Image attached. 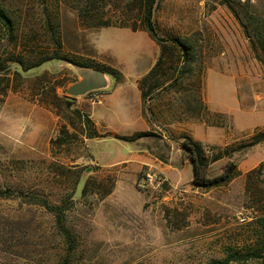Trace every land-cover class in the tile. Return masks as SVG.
Masks as SVG:
<instances>
[{"label": "rangeland", "instance_id": "374dc122", "mask_svg": "<svg viewBox=\"0 0 264 264\" xmlns=\"http://www.w3.org/2000/svg\"><path fill=\"white\" fill-rule=\"evenodd\" d=\"M0 6L14 21L13 37L0 26L2 66L19 52L61 58L29 71L13 64L6 81L0 78V193L16 192L0 195V264H208L254 243L264 212V142L208 162L211 178L230 162L239 170L211 189L193 184L181 142L189 135L210 151L264 132V0L157 3L159 34L195 52L185 70L179 56L168 55L146 85L161 87L143 107L145 129L135 115L137 81L155 66L160 48L144 31L90 27L102 18L138 22L136 0ZM70 60L88 70L115 68L125 79L107 74V88L69 97L67 89L81 80ZM100 107L113 110L110 129L92 118ZM85 118L99 137L88 138ZM31 194L62 206L69 238Z\"/></svg>", "mask_w": 264, "mask_h": 264}, {"label": "trees", "instance_id": "16d2710c", "mask_svg": "<svg viewBox=\"0 0 264 264\" xmlns=\"http://www.w3.org/2000/svg\"><path fill=\"white\" fill-rule=\"evenodd\" d=\"M159 1L160 0H136V2L138 3V22L117 23L114 22L111 18H102L101 22H93V24H90V27L101 29L114 27L120 29H131L134 32L144 31L148 34L150 39L160 48L161 54L157 63L150 70V72L138 82L144 108L147 105V99L150 95V92L156 91L161 87L160 84H153L148 90H146V85H149L153 79H157L160 76L159 70L162 69L164 65L168 64L166 57L168 55H171L170 57H174L176 55L179 56L182 64V70H185L187 65L190 64L191 57L194 56L195 52L194 46L190 43L185 42L184 40L179 38L167 39L159 34L153 18L155 7ZM232 10L236 11L234 8H232ZM131 13H133V11H131ZM87 14L85 11H83L82 18L89 17L86 16ZM11 18L12 17L9 14L8 10L5 7L0 6V26L4 31H6V33L8 31V33H10V35L13 37L14 21ZM56 55L57 56L49 54L48 56L39 57L36 52L31 51L26 54L23 52H19L18 54H13V56L9 60H7L6 66L4 64L2 66L0 59V75L4 74L3 76H0V78L3 77V81H6L5 79H7L6 77L11 71L10 66L13 64H17L21 66L23 70L29 71L43 65L48 61L61 59L59 58L58 53H56ZM70 62L80 68H87V65L80 64L74 60H70ZM107 69L108 68L103 67L101 70L106 74L111 75L117 82H122L125 79L121 71L115 68H109V70ZM6 85L7 86L4 90V94H6L7 92L9 82H7ZM0 95H3V92H0ZM84 123L85 124H83V128L90 133V136H88V138L94 139L99 137L95 128V124L92 120H90L89 118H85ZM136 136L137 138H141L144 136V134L140 133ZM115 138L126 142L132 141L130 138L123 136H116ZM62 141L59 140V142ZM263 142L264 132L257 131L253 134V136H251L249 142L245 145H234L233 147L227 148L212 146L210 147V151H208L202 145V143L195 140L193 137L186 135L182 138L181 148L187 153L189 161L193 165V184L199 188L211 189L214 187H220L229 184L238 176L239 170L238 166L234 162H230V164L226 167L221 175L211 178L208 177L206 172L208 162H216L224 158H230L233 153L243 148L254 147ZM57 143L58 140L52 141V146L55 147ZM250 178L251 176L249 174L248 179ZM0 195L4 199H9L15 197L16 192L9 189L6 192H1ZM29 198L31 199L30 201H32V203L40 205L49 212L53 213L57 217V223L59 225L61 233L68 238L70 237V232L64 225V212L62 206L51 205L46 198L37 196L35 194H31ZM257 224L258 226L255 232V240L252 245L243 248L240 251H229L227 252V255L224 259L213 260L208 264H243L249 262H252L253 264H264V212L260 217L257 218Z\"/></svg>", "mask_w": 264, "mask_h": 264}, {"label": "water", "instance_id": "95a60500", "mask_svg": "<svg viewBox=\"0 0 264 264\" xmlns=\"http://www.w3.org/2000/svg\"><path fill=\"white\" fill-rule=\"evenodd\" d=\"M77 71L81 80L67 89V95L72 98L85 96L90 92L102 90L108 87V76L98 69H84L73 63H68Z\"/></svg>", "mask_w": 264, "mask_h": 264}, {"label": "crops", "instance_id": "0c3cea01", "mask_svg": "<svg viewBox=\"0 0 264 264\" xmlns=\"http://www.w3.org/2000/svg\"><path fill=\"white\" fill-rule=\"evenodd\" d=\"M137 87H138V90H139V86H138V81H137ZM139 93H140V90H139ZM109 94L105 97V100L106 98H109ZM140 103H139V106H136V109H135V115H136V118H139L142 120V123L144 125V129L146 128V122H144L143 120V102H142V97H141V93H140ZM104 102V101H103ZM102 103V102H101ZM103 105V104H102ZM104 106V105H103ZM109 108V105L107 106ZM106 109V111L104 109H102L100 107V109L98 110L99 113H96L94 112L92 114V118L94 119L96 125H98L100 122H105L108 126V128L110 129L109 127V121H108V118L110 117V114L113 112V110H109V109ZM191 163V162H190Z\"/></svg>", "mask_w": 264, "mask_h": 264}]
</instances>
